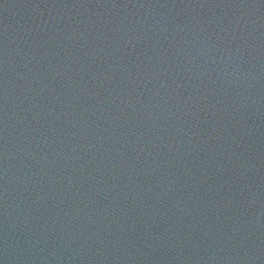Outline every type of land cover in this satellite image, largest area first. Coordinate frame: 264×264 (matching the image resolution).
<instances>
[{
  "label": "water",
  "instance_id": "obj_1",
  "mask_svg": "<svg viewBox=\"0 0 264 264\" xmlns=\"http://www.w3.org/2000/svg\"><path fill=\"white\" fill-rule=\"evenodd\" d=\"M0 264H264V0H0Z\"/></svg>",
  "mask_w": 264,
  "mask_h": 264
}]
</instances>
